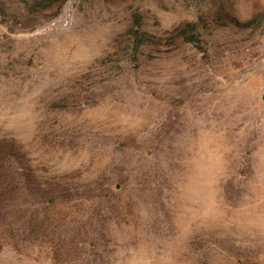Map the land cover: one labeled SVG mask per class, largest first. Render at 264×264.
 Returning <instances> with one entry per match:
<instances>
[{
	"label": "rangeland",
	"instance_id": "374dc122",
	"mask_svg": "<svg viewBox=\"0 0 264 264\" xmlns=\"http://www.w3.org/2000/svg\"><path fill=\"white\" fill-rule=\"evenodd\" d=\"M61 3L0 0V264H264V0Z\"/></svg>",
	"mask_w": 264,
	"mask_h": 264
},
{
	"label": "trees",
	"instance_id": "16d2710c",
	"mask_svg": "<svg viewBox=\"0 0 264 264\" xmlns=\"http://www.w3.org/2000/svg\"><path fill=\"white\" fill-rule=\"evenodd\" d=\"M54 1H56V2H58V1H60V2H62L61 4H64L65 2H67L68 0H54ZM194 25L192 24V23H189V24H187L186 25V28H183V29H178L177 31H179V30H181L182 32H183V30H185V29H192V27H193ZM141 29V28H140ZM139 31V30H138ZM138 31H135L134 30V33L136 34V38L138 39ZM187 33H189V30H185L184 32H183V34H179L180 36L181 35H186ZM186 37V36H185ZM186 39V41L187 42H192V41H194L193 40V37H187V38H185Z\"/></svg>",
	"mask_w": 264,
	"mask_h": 264
},
{
	"label": "built area",
	"instance_id": "2783aa9c",
	"mask_svg": "<svg viewBox=\"0 0 264 264\" xmlns=\"http://www.w3.org/2000/svg\"><path fill=\"white\" fill-rule=\"evenodd\" d=\"M262 48L264 49V43H263V45H262Z\"/></svg>",
	"mask_w": 264,
	"mask_h": 264
}]
</instances>
